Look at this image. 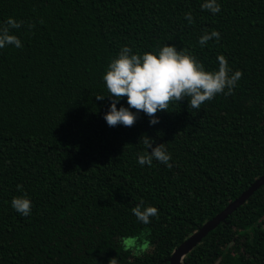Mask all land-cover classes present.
Wrapping results in <instances>:
<instances>
[{
	"label": "trees",
	"instance_id": "trees-1",
	"mask_svg": "<svg viewBox=\"0 0 264 264\" xmlns=\"http://www.w3.org/2000/svg\"><path fill=\"white\" fill-rule=\"evenodd\" d=\"M204 2L0 0V26L20 22L10 31L23 45L0 49V264H168L264 174V0H217L215 14ZM165 44L207 71L223 56L242 76L199 109L170 103L155 126L140 112L131 127H109L110 98L96 99L109 95L108 64L122 46ZM145 135L171 153L170 168L137 163ZM22 194L28 217L10 206ZM141 201L158 209L149 224L131 211ZM181 264H264V185Z\"/></svg>",
	"mask_w": 264,
	"mask_h": 264
},
{
	"label": "clouds",
	"instance_id": "clouds-1",
	"mask_svg": "<svg viewBox=\"0 0 264 264\" xmlns=\"http://www.w3.org/2000/svg\"><path fill=\"white\" fill-rule=\"evenodd\" d=\"M201 8L213 14L220 11L217 0H205ZM185 19L192 22L190 12L185 13ZM20 26V22L12 18L7 20L6 26H0V49L23 46L21 40L10 31ZM212 38L218 39L219 33H206L200 37L199 43L203 46ZM217 61L218 70L207 71L195 57L178 51L174 45L165 44L156 53L143 54L133 53L132 48L122 46L117 57L108 64L103 76L109 95L96 97L98 101H103L105 97L110 98L103 119L109 127L118 124L131 127L136 122L138 113L143 112L150 118L149 126H155L159 123L156 113L168 110L170 103L187 100L189 108L199 109L204 102L212 100L217 94L231 93L242 73L239 70L233 72L223 56H218ZM124 97L127 106L120 104ZM141 138L146 151L138 155L137 163L140 166H151L155 160L170 168L172 157L164 144L154 146L152 138L146 135ZM10 206L22 217H28L32 213L33 205L26 194L13 197ZM131 211L143 224H149L151 218L159 214L155 206H145L143 201Z\"/></svg>",
	"mask_w": 264,
	"mask_h": 264
},
{
	"label": "water",
	"instance_id": "water-1",
	"mask_svg": "<svg viewBox=\"0 0 264 264\" xmlns=\"http://www.w3.org/2000/svg\"><path fill=\"white\" fill-rule=\"evenodd\" d=\"M264 185V174L256 179L250 186L243 191L237 198L228 203L226 207L217 213L214 217L204 222V224L188 237H186L180 244H178L171 252L168 258V264H181L184 257L197 245L203 237L212 231L220 222L224 221L226 217L231 214L237 207L242 205L257 188Z\"/></svg>",
	"mask_w": 264,
	"mask_h": 264
},
{
	"label": "rangeland",
	"instance_id": "rangeland-1",
	"mask_svg": "<svg viewBox=\"0 0 264 264\" xmlns=\"http://www.w3.org/2000/svg\"><path fill=\"white\" fill-rule=\"evenodd\" d=\"M128 243L131 244V241H128ZM147 245H148L147 243L141 244V246H142L143 249H145L147 247Z\"/></svg>",
	"mask_w": 264,
	"mask_h": 264
}]
</instances>
